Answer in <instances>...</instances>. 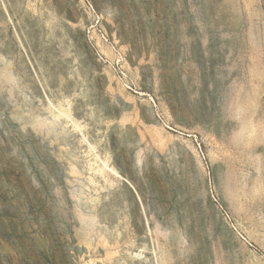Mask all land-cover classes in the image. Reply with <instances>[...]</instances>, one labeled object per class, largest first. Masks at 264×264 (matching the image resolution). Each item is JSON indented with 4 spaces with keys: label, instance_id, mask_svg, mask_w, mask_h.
Segmentation results:
<instances>
[{
    "label": "rangeland",
    "instance_id": "obj_1",
    "mask_svg": "<svg viewBox=\"0 0 264 264\" xmlns=\"http://www.w3.org/2000/svg\"><path fill=\"white\" fill-rule=\"evenodd\" d=\"M0 264H264V0H0Z\"/></svg>",
    "mask_w": 264,
    "mask_h": 264
}]
</instances>
